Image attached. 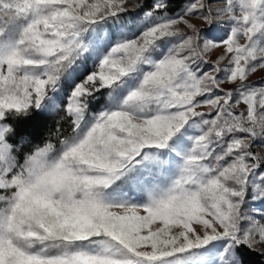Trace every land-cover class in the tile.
<instances>
[{"label":"snow or ice","instance_id":"obj_1","mask_svg":"<svg viewBox=\"0 0 264 264\" xmlns=\"http://www.w3.org/2000/svg\"><path fill=\"white\" fill-rule=\"evenodd\" d=\"M260 70L264 0H0V264L264 259Z\"/></svg>","mask_w":264,"mask_h":264},{"label":"trees","instance_id":"obj_2","mask_svg":"<svg viewBox=\"0 0 264 264\" xmlns=\"http://www.w3.org/2000/svg\"><path fill=\"white\" fill-rule=\"evenodd\" d=\"M186 2V0H173V12L176 9H181V6ZM51 119L48 117L46 121L42 122L40 127L35 129V135L34 139L38 138L40 135L43 134V131L45 130L46 126L51 125ZM25 131H32L31 126H27ZM246 261L247 264H264V259H262L259 255L257 254H251L246 256Z\"/></svg>","mask_w":264,"mask_h":264},{"label":"rangeland","instance_id":"obj_3","mask_svg":"<svg viewBox=\"0 0 264 264\" xmlns=\"http://www.w3.org/2000/svg\"><path fill=\"white\" fill-rule=\"evenodd\" d=\"M143 3L144 0H129V7L131 8L132 5L136 4V3ZM148 2L150 3L151 0H148ZM183 7V5L181 6V8ZM181 9H176L173 13H179ZM214 58V57H213ZM260 77H264V70H260L258 71L257 73H255L252 77L253 80H257L258 78ZM98 107V106H97ZM49 118L51 119V125H48L46 126L45 130L43 131V134L40 135L38 138H36L35 140L39 141V140H42L44 136L47 135V133L50 131V130H54L55 127H56V122L57 120L59 119V116L58 115H51L49 116ZM64 128L67 129V124H64ZM254 150H257L259 151L261 154H264V148H259V149H254Z\"/></svg>","mask_w":264,"mask_h":264}]
</instances>
